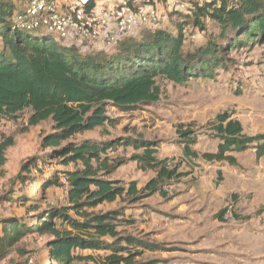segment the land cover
I'll return each mask as SVG.
<instances>
[{
	"label": "rangeland",
	"instance_id": "obj_1",
	"mask_svg": "<svg viewBox=\"0 0 264 264\" xmlns=\"http://www.w3.org/2000/svg\"><path fill=\"white\" fill-rule=\"evenodd\" d=\"M179 1L186 5L204 2ZM9 2L15 13L23 10L28 0ZM166 8L170 10L163 13L166 20L161 27L177 34L186 26L191 34L199 35L188 43L186 52L194 54L218 40L219 69L210 77L179 84L158 78L163 92L158 103L131 112L109 107L108 116L118 120L116 126L97 128L76 138L149 141L158 152L156 158L166 160L168 167L183 177L167 182L162 193L145 192L137 201L119 199L91 212H115L122 236L144 244L134 250L140 252L134 264H264V155L257 152L264 147V39L243 41L232 48L226 40L218 39L222 28L217 23L206 20L203 31L186 9L176 12L172 4ZM224 114L238 120L247 137L258 139L241 151H228L225 156L234 161L208 160L205 154L219 152L222 139L213 127ZM27 119L24 114L17 122H0V143L7 137L13 139L0 168V220L27 218L36 224L31 222L35 216L67 205L59 199L64 182L47 188L46 181L74 165L63 166L61 160L49 156L52 150L42 148L43 138L53 129L50 120L27 128ZM186 150L196 156H189ZM142 152L120 146L119 154L127 162L109 179L125 187L136 182L143 190L156 174L129 161ZM34 208L38 210L29 213ZM50 239L48 234H30L7 255H0V264H26L28 258L43 263Z\"/></svg>",
	"mask_w": 264,
	"mask_h": 264
},
{
	"label": "trees",
	"instance_id": "obj_2",
	"mask_svg": "<svg viewBox=\"0 0 264 264\" xmlns=\"http://www.w3.org/2000/svg\"><path fill=\"white\" fill-rule=\"evenodd\" d=\"M191 7L194 24L204 31L206 20L217 23L222 28L218 39L226 40L232 48L243 41L264 39V0H211ZM13 15L9 0H0V122H17L28 114V128L50 120L53 129L43 138L42 148L52 150L49 156L61 160L63 166L73 164L74 168L46 181L47 188L67 182L66 206L35 216L31 222L36 224L27 218L0 220V255H7L26 236L36 233L51 236L47 256L43 263L28 258L26 264H134L140 254L134 250L144 244L122 236L115 212L94 214L91 210L119 199L137 201L145 192L162 193L167 182L183 175L169 168L166 160L157 159L158 152L149 141L123 138L96 142L76 137L116 126L118 120L108 116L109 107L131 112L158 103L163 93L158 78L179 84L210 77L220 67L218 40L193 54L185 49L186 26L177 34L160 27L124 38L113 52L88 50L67 46L48 34L20 29L12 22ZM213 130L222 143L217 154H205L208 160L234 161L225 156L228 151H241L258 139L247 137L242 124L229 114L219 116ZM12 145L13 139L8 137L0 143V168ZM122 145L143 150L129 161L156 174L143 190L136 182L125 187L109 179L127 162L119 154ZM257 152L262 157L264 147Z\"/></svg>",
	"mask_w": 264,
	"mask_h": 264
},
{
	"label": "built area",
	"instance_id": "obj_3",
	"mask_svg": "<svg viewBox=\"0 0 264 264\" xmlns=\"http://www.w3.org/2000/svg\"><path fill=\"white\" fill-rule=\"evenodd\" d=\"M211 1V0H204ZM176 12L191 5L175 1ZM164 20L152 0H28L23 10L15 12L12 22L29 32L45 31L67 46L94 50L97 45L115 47L126 36L144 29H158ZM34 30V31H33ZM185 43L197 40L198 33L185 29ZM69 186L66 181L59 199L64 201Z\"/></svg>",
	"mask_w": 264,
	"mask_h": 264
},
{
	"label": "crops",
	"instance_id": "obj_4",
	"mask_svg": "<svg viewBox=\"0 0 264 264\" xmlns=\"http://www.w3.org/2000/svg\"><path fill=\"white\" fill-rule=\"evenodd\" d=\"M154 1L156 3L159 2L157 7L160 9L161 14H163L164 12L167 11V9L170 10V8H166V6L169 4L170 5L173 4L177 0H154ZM164 19L166 20L165 16H164ZM96 49L97 50H103V49H105V47L103 44H99L96 46Z\"/></svg>",
	"mask_w": 264,
	"mask_h": 264
},
{
	"label": "water",
	"instance_id": "obj_5",
	"mask_svg": "<svg viewBox=\"0 0 264 264\" xmlns=\"http://www.w3.org/2000/svg\"><path fill=\"white\" fill-rule=\"evenodd\" d=\"M34 31V30H33ZM42 33H45V31H41ZM134 35V34H133ZM130 36V35H129ZM126 37H128V36H126ZM125 37V38H126ZM117 48V46H115V47H105V49L106 50H109V51H111V52H113L115 49Z\"/></svg>",
	"mask_w": 264,
	"mask_h": 264
}]
</instances>
